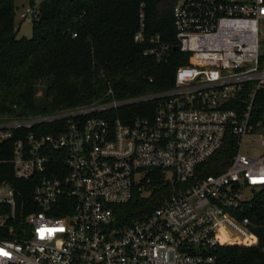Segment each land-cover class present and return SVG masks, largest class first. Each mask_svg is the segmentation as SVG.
Segmentation results:
<instances>
[{"label":"built area","instance_id":"built-area-1","mask_svg":"<svg viewBox=\"0 0 264 264\" xmlns=\"http://www.w3.org/2000/svg\"><path fill=\"white\" fill-rule=\"evenodd\" d=\"M35 7L23 17L36 18ZM173 19L188 58L170 88L0 118V142L12 140L0 162L14 179H35L25 214L0 180V264H216L225 245L264 253V0H174ZM133 41L156 61L171 48L145 34L142 14ZM149 100L150 115L113 114ZM228 134L230 164L198 176ZM151 169L182 186L145 218L115 227L116 207L147 189Z\"/></svg>","mask_w":264,"mask_h":264},{"label":"trees","instance_id":"trees-1","mask_svg":"<svg viewBox=\"0 0 264 264\" xmlns=\"http://www.w3.org/2000/svg\"><path fill=\"white\" fill-rule=\"evenodd\" d=\"M173 4L174 0H42L31 20L32 35L18 37L14 0H0V118L126 100L170 88L176 68L188 58L177 48ZM141 14L145 34H158L170 44L166 60L145 55L146 45L133 41ZM109 89L113 95L107 94ZM257 102L264 107V96ZM153 107V100L129 103L113 114L131 119L150 115ZM39 129L51 131L48 125ZM232 140V134L226 135L224 148L199 165L196 174L224 170L230 164ZM11 147L12 140L0 142V159L11 156ZM145 177L147 189L134 191L116 207L115 227L122 229L145 218L182 186L158 169L148 170ZM0 180L14 188L18 211L25 214L34 208V178L14 179L11 166L0 162ZM262 209L264 218V203ZM262 234L261 228L259 245L264 244ZM214 252L216 264H264V253L257 246H217Z\"/></svg>","mask_w":264,"mask_h":264},{"label":"rangeland","instance_id":"rangeland-1","mask_svg":"<svg viewBox=\"0 0 264 264\" xmlns=\"http://www.w3.org/2000/svg\"><path fill=\"white\" fill-rule=\"evenodd\" d=\"M42 0H34L33 5L29 4V0H14L15 5V27L17 28L18 37H30L32 35V18L30 16L23 17L27 8L35 10ZM37 3V4H36ZM245 151V149H242Z\"/></svg>","mask_w":264,"mask_h":264},{"label":"bare ground","instance_id":"bare-ground-1","mask_svg":"<svg viewBox=\"0 0 264 264\" xmlns=\"http://www.w3.org/2000/svg\"><path fill=\"white\" fill-rule=\"evenodd\" d=\"M232 239H233V241H234V237H233Z\"/></svg>","mask_w":264,"mask_h":264}]
</instances>
